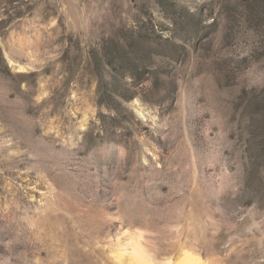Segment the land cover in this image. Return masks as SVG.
<instances>
[{"label": "rangeland", "instance_id": "rangeland-1", "mask_svg": "<svg viewBox=\"0 0 264 264\" xmlns=\"http://www.w3.org/2000/svg\"><path fill=\"white\" fill-rule=\"evenodd\" d=\"M132 236L264 264V0H0V264Z\"/></svg>", "mask_w": 264, "mask_h": 264}, {"label": "clouds", "instance_id": "clouds-1", "mask_svg": "<svg viewBox=\"0 0 264 264\" xmlns=\"http://www.w3.org/2000/svg\"><path fill=\"white\" fill-rule=\"evenodd\" d=\"M142 237L132 236L127 241L128 245H134L132 247V255L135 257L138 264H151L150 258H148L147 254L143 249L139 247V241Z\"/></svg>", "mask_w": 264, "mask_h": 264}, {"label": "bare ground", "instance_id": "bare-ground-1", "mask_svg": "<svg viewBox=\"0 0 264 264\" xmlns=\"http://www.w3.org/2000/svg\"><path fill=\"white\" fill-rule=\"evenodd\" d=\"M134 246V245H133ZM132 246V247H133ZM140 247V245H139ZM130 254L132 255V250L130 252ZM190 255L186 254L184 257H182L177 264H201V261L199 258L197 257H189Z\"/></svg>", "mask_w": 264, "mask_h": 264}, {"label": "trees", "instance_id": "trees-1", "mask_svg": "<svg viewBox=\"0 0 264 264\" xmlns=\"http://www.w3.org/2000/svg\"><path fill=\"white\" fill-rule=\"evenodd\" d=\"M1 60L4 61V58L1 57ZM5 66L7 67L8 70H10L9 67L7 66V64H5ZM112 95H113V94H111V95L109 96V97H110L109 99H114V98L112 97Z\"/></svg>", "mask_w": 264, "mask_h": 264}]
</instances>
